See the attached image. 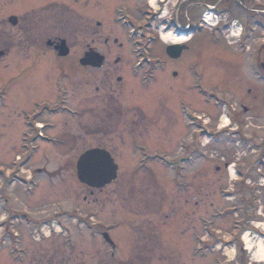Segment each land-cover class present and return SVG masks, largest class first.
<instances>
[{
    "label": "rangeland",
    "instance_id": "374dc122",
    "mask_svg": "<svg viewBox=\"0 0 264 264\" xmlns=\"http://www.w3.org/2000/svg\"><path fill=\"white\" fill-rule=\"evenodd\" d=\"M51 2H66L72 7H77L73 0V3L71 0H0V31L3 36L14 34L6 17L12 14L24 15ZM91 15L96 17L92 11ZM228 38L222 39L221 42L227 45V41H234L232 36ZM229 47L236 50L233 44ZM136 49L134 46L125 51V58L131 59L129 66L133 63V58L140 60L148 57L144 50ZM239 54L240 61L230 62L228 60L234 58L233 52L220 49L215 44L197 52L187 53L188 61H193L190 74L186 73V68L191 63L186 62L187 65L178 66L180 77L173 88L164 86L165 81L174 80L171 72L164 76L165 72L162 73L159 66H133L134 72L141 73L144 70L145 76L143 83L133 89L132 96L139 99L136 104L144 110H158L159 100L166 102L168 110L177 111H173L171 117L178 123L181 118L179 110L204 109L221 112L223 109L220 99L224 98L228 102L233 99L249 110L251 107L256 110V120H252V124L249 119L242 118V121L254 137L264 138V84L256 81L251 73L248 54ZM149 57L157 58L163 64L169 63V59L157 44L150 48ZM35 58L36 55L33 54L30 59L23 60L12 50L0 60V180H3L2 175L6 169L12 171L20 164L18 161L27 164L20 169L24 173H21L19 178L29 176L32 172L34 177H38L37 181H33L29 186H5L8 190L2 187L0 191V221L1 224L4 223L0 226V264H220L217 262H222L223 259L227 260L224 264H264V261L254 260L253 252L246 251L244 242L243 250H240V240L235 242L230 238L234 234L237 220H241L244 208L238 207V210L234 199L228 201L213 192L216 187V181L213 180L219 176L214 167L223 164L225 160H220L217 156L208 162L201 160L192 167L195 172L193 178L197 181L200 176L198 167L208 169L209 192L214 193L209 203L213 205L207 208L206 203L205 208L200 210L195 207L194 212L191 206H186L190 192L199 193L189 191V187H186V183L191 179L188 172L186 175L184 171L188 166L179 160L186 154L185 148L189 142V130L182 126L170 131H161L160 139L145 140L147 145L109 147L119 165V178L103 189H95L96 193L93 195H90L93 189L80 182L75 168L78 156L93 146L65 144L58 147L46 144L43 139L21 143V130L17 133L11 127L12 118H15L14 108L33 110L32 101L45 98L49 88V84H36L33 80L36 73L31 68ZM262 59L264 61V54ZM221 65H225V70H222L224 75L233 77L232 83L235 81L238 84L233 89L228 88L227 80L222 81ZM187 82L192 83L193 92L185 88ZM198 85L215 96L207 98L206 95L204 102L200 97ZM248 88L256 92L261 89L256 104L252 103V97L247 94ZM74 92L73 81L67 94L72 96ZM66 104L73 106L69 101ZM221 114L223 115V112ZM223 122L227 123L225 119ZM220 124L218 122V125ZM71 125L72 123L67 126L68 131L59 130L52 133L61 138H73L78 133ZM45 134L47 137L46 130ZM148 134H152L149 129L146 130L145 136ZM212 149L217 150V146ZM223 151L229 155L233 153L228 149ZM213 154L216 155L215 152ZM226 157L227 160H233L230 159L232 156ZM244 161L249 160L245 158ZM36 168H41L43 173L36 174ZM251 173L252 180L249 181L255 184L258 176H255V172ZM258 175L264 177V167L263 172ZM260 185L262 187L258 193L250 194L252 208H248V214L253 219L251 225L258 226V232L262 236L261 238L256 234L257 237L254 238L258 232L250 233L249 237L254 245L259 240H264V184L260 182ZM255 186L258 187L259 184ZM26 193L31 195L26 196ZM174 205L179 211L174 210ZM234 207L237 209L235 216ZM10 208L27 211L28 216L33 218V223L24 216L14 215ZM204 213H208L204 217L208 218L209 229H220L222 234L230 238L228 240L231 245L235 243L232 245L235 246L233 256L226 253L225 258L218 252H205L206 248L211 249L214 245L211 234L206 237L207 245L201 244V248L198 247L201 234L194 232L190 227H200V219ZM237 215L240 217L236 218ZM39 218L41 221L37 220ZM13 230L20 234L17 240L12 235ZM249 231L242 229L240 233ZM104 232L111 236L116 245L114 249L104 240ZM149 235L154 236V243L148 240ZM145 242H150L146 244V248ZM218 245L222 249L231 246L225 247V244L220 242ZM137 256L139 258L135 261Z\"/></svg>",
    "mask_w": 264,
    "mask_h": 264
},
{
    "label": "flooded vegetation",
    "instance_id": "af4514ba",
    "mask_svg": "<svg viewBox=\"0 0 264 264\" xmlns=\"http://www.w3.org/2000/svg\"><path fill=\"white\" fill-rule=\"evenodd\" d=\"M73 1L77 7H72L66 2H51L24 15L12 14L6 18L14 34L3 36V32L0 31V51L5 53L1 60L12 50L23 60L30 59L34 54L36 58L33 60L31 69L36 75L33 80L36 84H49L45 98L32 101L33 110L14 108L15 118H12L11 127L17 133L21 130L19 134L21 143L27 144L43 139L46 144L58 147L65 144L88 145L93 146L91 148L106 149L115 158L114 152L109 150V147L147 145L145 140L160 139L161 131H170L177 126H182L189 130V142L185 148L186 154L179 160L188 166L184 171L186 175L188 172V177L191 179L188 184L186 183V187H189V191L194 190L199 193L190 192L186 206L188 208L191 206L192 212L195 207L199 210L204 209L206 203L208 208L213 205L209 203V199L215 192L228 201L234 199L238 210L240 209L238 207L244 208L243 218L237 220L233 229L234 234L230 238L237 242L241 238L242 229H249L251 233L256 231L251 225L253 219L248 214V208H252L250 194L258 193L260 190L255 184L260 177L258 174L263 172L264 167V138L254 137L242 121V118L249 119L252 124L256 110L252 107L249 110L233 99L228 102L222 98L220 103L223 110L220 111L223 115L217 110H179L181 115L179 123L173 121L174 118L171 117L173 111L175 113L177 111L168 110L166 102L163 103L162 100H159L158 110H144L136 104L139 99L132 94L134 95L133 89L139 86V83H143L145 73H143L144 70L141 73L133 71V66L138 59L133 58V63L129 66L131 59L125 58V51L134 46L144 50L148 57L136 65L159 66L160 71L165 72L164 76L171 72L174 80L165 81L164 86L173 88L180 77L178 66L187 65L186 62L191 63L186 68V73L190 74L193 61H188L186 54L215 44L220 49L233 52L234 58L228 60L230 62L240 61L239 53L248 54L251 73L256 81L264 84L262 59L264 0ZM91 11L96 17L90 16ZM206 12L212 14V20L216 23L214 27H209L203 20ZM10 17H16L15 24L9 22ZM66 18L74 19L73 32L67 26ZM167 34H173L184 40L173 44L164 39ZM229 36H232L234 41H227V46L221 40L229 39ZM62 41L66 42L69 49L66 56L60 55L59 47ZM155 44L169 59L168 64L149 57L150 48ZM232 44L236 46V50L229 47ZM175 45L182 50L179 57L172 58L168 55L167 49ZM97 54L104 59V64L99 69L95 65L96 61L92 60V56ZM224 66L221 65L222 73V70H225ZM208 76L213 77L209 74ZM222 77L223 82L227 80L229 89L238 85L235 81L232 83L233 77L224 73ZM73 81L75 92L71 96L67 93ZM179 85L181 86V81ZM185 88L193 92L194 87L191 82H187ZM219 88L222 87L219 86ZM198 89L201 91L200 97L204 102L206 95L207 98L215 96L199 85ZM246 92L252 97V103L256 104L261 89L259 88L256 92L248 88ZM67 101L73 106L67 105ZM207 101L209 104V100ZM222 118L227 123L218 125ZM70 123L78 133L73 138H61L52 133L59 130L68 131L67 126ZM147 129L152 131V134L146 135V138ZM45 130L47 137H45ZM210 146H217V150ZM225 149L232 150L233 153L229 155L223 151ZM214 152L216 155L213 154ZM217 156L225 162L214 167L215 173L219 176L213 180L216 181L214 182L215 190L209 192L208 169L198 167L200 176L197 181L195 177L193 178L195 172L192 167L201 160L208 162ZM226 156H232L230 159L234 161L227 160ZM245 158L249 161H244ZM19 162L20 164L15 166L13 171L2 175L4 186H29L33 181H37L38 177H34L33 172L29 176L24 175L19 178L21 173H24L20 169L27 165ZM251 172H255V176H258L255 184L249 181L252 180ZM37 173H43L41 168H36ZM90 192V195H93L96 190ZM27 194L30 193L25 195L28 196ZM31 194H33L32 191ZM173 207L174 210L179 211L175 205ZM10 209L14 211V215L24 216L33 223V218L28 216L27 211ZM237 209L233 212V216L236 215ZM228 210L230 211L231 208ZM206 215L208 213L202 214L200 227L193 225L190 227L191 230L200 233V238L204 241H207L206 237L211 234L214 242L211 248L213 251L218 242L224 243L225 247L231 245L230 240L225 239L222 232L220 235L218 229H209L208 218L204 217ZM239 217L237 215L236 218ZM37 220L41 221L40 218ZM3 225L4 223L1 224L0 221V226ZM12 233L17 240L19 232L13 230ZM209 249L206 248V250ZM224 263L225 259L220 262V264Z\"/></svg>",
    "mask_w": 264,
    "mask_h": 264
},
{
    "label": "water",
    "instance_id": "95a60500",
    "mask_svg": "<svg viewBox=\"0 0 264 264\" xmlns=\"http://www.w3.org/2000/svg\"><path fill=\"white\" fill-rule=\"evenodd\" d=\"M9 22L15 24L16 17H10ZM59 49L61 56H66L68 54L69 49L65 41L61 42ZM181 50L182 49L178 45L169 46L167 53L170 57L177 58ZM4 55L5 53L0 51V60ZM92 60L96 61L95 65L98 69L104 64V59L99 54L92 56ZM76 168L80 182L91 188L102 189L118 178L119 167L106 149L93 148L85 151L79 157ZM104 238L113 247L115 246L107 233L104 234Z\"/></svg>",
    "mask_w": 264,
    "mask_h": 264
},
{
    "label": "bare ground",
    "instance_id": "6f19581e",
    "mask_svg": "<svg viewBox=\"0 0 264 264\" xmlns=\"http://www.w3.org/2000/svg\"><path fill=\"white\" fill-rule=\"evenodd\" d=\"M164 39L173 43V44H178V43H181L183 42L184 39H181V38H178L176 37L175 35L173 34H167L164 36ZM224 121V118L221 119V122L222 123ZM223 124H226L225 122H223ZM222 124V125H223ZM249 233L246 232L244 233L243 235V240L246 244V248L248 250H250V252L252 251L253 252V255L252 257L254 258L255 261L257 262H261V261H264V240H259L256 245H254L252 242H251V239L249 237ZM227 254L230 255V256H233V250H229L227 249L226 250Z\"/></svg>",
    "mask_w": 264,
    "mask_h": 264
},
{
    "label": "trees",
    "instance_id": "16d2710c",
    "mask_svg": "<svg viewBox=\"0 0 264 264\" xmlns=\"http://www.w3.org/2000/svg\"><path fill=\"white\" fill-rule=\"evenodd\" d=\"M73 21H74V19H71V18H66V23H67V26H69L71 29H72V32L74 31V26H75V23L73 24ZM68 34V33H67ZM150 236V237H149ZM148 236V240H150V242L152 243H154L155 241H154V236L153 235H149ZM147 240V241H148ZM150 242H145L144 243V248H146V244L147 243H150ZM156 244V243H155ZM148 252V251H147ZM137 258H139L138 256L137 257H135V261L137 260ZM141 261H142V259H140ZM141 261H139V262H141Z\"/></svg>",
    "mask_w": 264,
    "mask_h": 264
}]
</instances>
